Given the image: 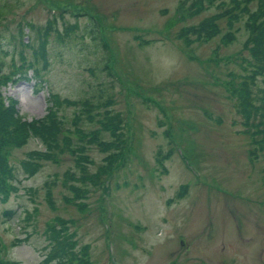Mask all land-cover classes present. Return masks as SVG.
Listing matches in <instances>:
<instances>
[{"label":"rangeland","instance_id":"1","mask_svg":"<svg viewBox=\"0 0 264 264\" xmlns=\"http://www.w3.org/2000/svg\"><path fill=\"white\" fill-rule=\"evenodd\" d=\"M192 1L0 0L10 6L0 22L5 73L23 61L21 49L25 62L33 60L26 42L37 45L39 38L26 26L53 22L47 65L37 64L46 83L34 85L29 70L28 80L1 88L4 98L17 100L19 114L35 125L49 121L58 95L66 131L52 145L61 148L65 141L73 146L81 128L95 127L75 119L78 107L65 102L106 90L128 138L103 185L85 180L84 197L71 190L84 180L76 149L48 155L34 133L39 126L10 148L15 188L0 201L4 258L54 264L46 261V230L60 219L75 233L77 250L88 245L91 264H264V147L235 101L249 57L245 17L229 20L219 3L198 12ZM90 17L98 48L88 34ZM205 22L211 37L201 32ZM23 27L30 35L22 42ZM86 146L93 173L105 152Z\"/></svg>","mask_w":264,"mask_h":264},{"label":"trees","instance_id":"2","mask_svg":"<svg viewBox=\"0 0 264 264\" xmlns=\"http://www.w3.org/2000/svg\"><path fill=\"white\" fill-rule=\"evenodd\" d=\"M185 1L182 0L183 3ZM215 3L221 4L224 10L220 15L224 14L229 20H240L245 17L244 24L248 34L245 46L249 51V57L245 59L244 73L238 82V95L235 101H237V109L243 115L246 124L252 128L251 134L257 138L256 142L264 147V0H193L189 7L199 6V12L202 9V5L207 4L210 6ZM9 9L10 6H7V4L0 6V22ZM92 20L94 18L90 17L89 21H91L92 25L88 29V34L91 40L96 42L98 48L101 40L99 29L96 28L97 25ZM209 23L211 28H218L216 23H212V21H209ZM26 27L39 38L37 45L26 42V47H30L34 54L33 60L25 62L27 58L23 49H21L19 54L23 61L18 66L13 64L11 72L5 73L3 72V57L8 53V49L3 44H0V53L4 55H0V201H7L9 194L15 188L13 184L14 174L12 167L8 163L10 148L23 143L25 139L31 136L32 127L36 126L39 127L34 130V133L38 134L46 142L44 144L48 155L56 156L58 152L63 150L76 149L73 155L76 156L77 160H80L77 161V168L81 170L84 180H80L83 183V188L74 186L71 190L78 196L84 197L88 191L85 180L89 183H96L97 181V185L98 183L103 185L105 182L103 178L105 179L106 175L122 161L126 151V143L128 142L127 135L124 132V129L126 130L124 117H122L120 112H116L111 108L112 94L106 90H101L96 97L91 95L93 97L78 100L68 99L65 102L66 105H69L71 101L74 107H78L74 114L75 119L80 122L86 121L95 125V127L88 130L81 128V137L74 142L73 146L69 141H65L61 148H58V145H52L56 133L58 131L62 133L66 131L64 120L58 118L57 114L59 107L62 105L59 96L55 95L56 99L50 102L48 107L49 121L45 122L40 119L35 125H32L31 122H28L27 119L19 114L17 100L10 96L4 98L1 91V88L8 83L22 79L28 80L29 70L31 71L30 75L33 78L34 85L39 86V84L45 82H43L42 74L37 64L39 65L40 62H43V65H47V37L52 30L53 22L49 21L45 26L29 25ZM72 27V25H68L65 30ZM200 29L204 35L209 37L213 35L210 28H208V22H205L203 26L200 25ZM18 33V40H22V42L24 36L30 35L24 32V27ZM57 36L58 39H62V35L58 32ZM1 38L2 36L0 35V40ZM22 45L24 44L22 43ZM107 65L105 59L102 69L107 71ZM29 78L31 79L30 76ZM107 135L109 138L105 139ZM88 142L97 144L100 150L105 152L103 162L97 167V171L93 173L87 169V163H89L87 156L89 154L85 149ZM159 154L161 155V152ZM74 193L72 192V200L70 201H74ZM5 213L6 215L9 214V217L13 214L12 211H6ZM47 225L49 227L46 232L49 233L52 243L51 250L46 254V261L54 264H91V261L87 259L88 245H82L77 250L78 241L73 238L75 233L69 232V226L65 221L58 219L59 227L56 224ZM4 247L5 245L0 241V264H16L14 261L2 256L1 249Z\"/></svg>","mask_w":264,"mask_h":264}]
</instances>
